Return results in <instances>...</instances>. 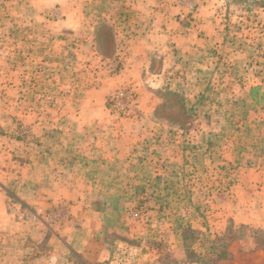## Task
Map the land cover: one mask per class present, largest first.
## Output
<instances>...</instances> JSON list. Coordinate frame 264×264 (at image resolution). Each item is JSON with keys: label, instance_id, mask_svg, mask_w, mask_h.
<instances>
[{"label": "rangeland", "instance_id": "1", "mask_svg": "<svg viewBox=\"0 0 264 264\" xmlns=\"http://www.w3.org/2000/svg\"><path fill=\"white\" fill-rule=\"evenodd\" d=\"M0 203V264L264 251V0H0Z\"/></svg>", "mask_w": 264, "mask_h": 264}, {"label": "crops", "instance_id": "2", "mask_svg": "<svg viewBox=\"0 0 264 264\" xmlns=\"http://www.w3.org/2000/svg\"><path fill=\"white\" fill-rule=\"evenodd\" d=\"M1 199L2 200L4 199L3 196H1ZM3 202H4V200L2 201V203ZM163 254L164 253L160 252V250H159V251H154V252L150 253V255H148V256H152V258L155 259V261L152 262L153 264H161L160 260L163 259V257H162ZM229 255H230V257L227 261H222L221 263H218V264H247L248 262L250 263V261H254V264H264V251L262 249H259V248L253 252H242L240 250L234 252V251L230 250ZM52 257L54 258V260L56 262L58 256L56 257L55 255H53ZM121 259H124V262L122 260L121 264H124V263L128 264L129 263L128 260L131 259V257L125 256ZM242 260H244V261H242Z\"/></svg>", "mask_w": 264, "mask_h": 264}]
</instances>
